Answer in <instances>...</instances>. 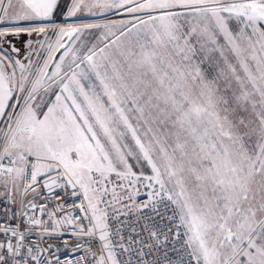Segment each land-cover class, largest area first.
<instances>
[{
    "label": "snow or ice",
    "instance_id": "6c2138e0",
    "mask_svg": "<svg viewBox=\"0 0 264 264\" xmlns=\"http://www.w3.org/2000/svg\"><path fill=\"white\" fill-rule=\"evenodd\" d=\"M0 264H264V0H0Z\"/></svg>",
    "mask_w": 264,
    "mask_h": 264
},
{
    "label": "built area",
    "instance_id": "2783aa9c",
    "mask_svg": "<svg viewBox=\"0 0 264 264\" xmlns=\"http://www.w3.org/2000/svg\"><path fill=\"white\" fill-rule=\"evenodd\" d=\"M70 192H71V189H69V195L65 197L66 201L71 204L73 202H78L79 201V198L77 197H71L70 196ZM143 192V190H142ZM61 195H63V192L61 191ZM145 197L142 195L141 196V199H144ZM161 211L163 212V209H161ZM64 239H68L69 240V243H71V239L67 236L64 237ZM80 255H83V252L80 251V252H73V251H65L63 248L60 250V256H61V259H65V258H68V259H72V260H75L77 259L78 256Z\"/></svg>",
    "mask_w": 264,
    "mask_h": 264
},
{
    "label": "rangeland",
    "instance_id": "374dc122",
    "mask_svg": "<svg viewBox=\"0 0 264 264\" xmlns=\"http://www.w3.org/2000/svg\"><path fill=\"white\" fill-rule=\"evenodd\" d=\"M107 17L110 18V19H113V20H119V19H127L128 17L126 16H123L121 14H117V13H108L107 14ZM104 18L102 17H86L85 18V21L86 22H91L93 20H96V21H102Z\"/></svg>",
    "mask_w": 264,
    "mask_h": 264
}]
</instances>
